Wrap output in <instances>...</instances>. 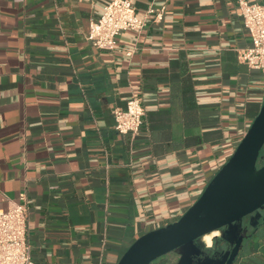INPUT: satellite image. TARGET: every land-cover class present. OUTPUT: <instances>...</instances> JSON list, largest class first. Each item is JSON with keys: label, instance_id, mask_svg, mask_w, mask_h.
Here are the masks:
<instances>
[{"label": "crops", "instance_id": "obj_1", "mask_svg": "<svg viewBox=\"0 0 264 264\" xmlns=\"http://www.w3.org/2000/svg\"><path fill=\"white\" fill-rule=\"evenodd\" d=\"M111 1L0 0V211L25 198L34 264H117L200 198L264 102L238 0H135L163 18L108 51L87 36ZM132 97L134 136L112 115ZM250 232L234 264H264V220ZM220 236L152 264H216Z\"/></svg>", "mask_w": 264, "mask_h": 264}, {"label": "water", "instance_id": "obj_2", "mask_svg": "<svg viewBox=\"0 0 264 264\" xmlns=\"http://www.w3.org/2000/svg\"><path fill=\"white\" fill-rule=\"evenodd\" d=\"M264 213V102L228 162L176 222L137 239L117 264H152L178 251L196 256L200 239L221 231L216 264H234Z\"/></svg>", "mask_w": 264, "mask_h": 264}, {"label": "built area", "instance_id": "obj_3", "mask_svg": "<svg viewBox=\"0 0 264 264\" xmlns=\"http://www.w3.org/2000/svg\"><path fill=\"white\" fill-rule=\"evenodd\" d=\"M245 28L251 37V46L240 51V60L251 70L260 72L264 80V0H238ZM165 8H150L144 16H138L135 0H113L105 6L99 18L90 20L87 36L95 47L108 51L119 48L117 39L123 32L140 35L153 21L161 20ZM126 57H132L135 49L122 48ZM115 130L120 134L138 135L145 117V109L139 97H132L126 109L112 112ZM0 264H34L30 257L29 209L24 197L6 211H0Z\"/></svg>", "mask_w": 264, "mask_h": 264}, {"label": "bare ground", "instance_id": "obj_4", "mask_svg": "<svg viewBox=\"0 0 264 264\" xmlns=\"http://www.w3.org/2000/svg\"><path fill=\"white\" fill-rule=\"evenodd\" d=\"M218 232L219 231H215V232H212L208 235H205L204 237H202L200 240H202L203 238L205 239L206 243L208 245H212L213 243V237L217 236L218 235ZM217 238V237H216ZM215 239V238H214Z\"/></svg>", "mask_w": 264, "mask_h": 264}, {"label": "rangeland", "instance_id": "obj_5", "mask_svg": "<svg viewBox=\"0 0 264 264\" xmlns=\"http://www.w3.org/2000/svg\"><path fill=\"white\" fill-rule=\"evenodd\" d=\"M157 261H159V260H157ZM157 261H155L154 263H156Z\"/></svg>", "mask_w": 264, "mask_h": 264}]
</instances>
